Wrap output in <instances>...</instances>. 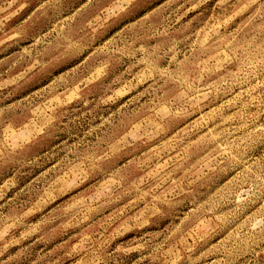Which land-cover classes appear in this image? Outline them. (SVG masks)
Masks as SVG:
<instances>
[{"label": "rangeland", "instance_id": "1", "mask_svg": "<svg viewBox=\"0 0 264 264\" xmlns=\"http://www.w3.org/2000/svg\"><path fill=\"white\" fill-rule=\"evenodd\" d=\"M0 264H264V0H0Z\"/></svg>", "mask_w": 264, "mask_h": 264}]
</instances>
